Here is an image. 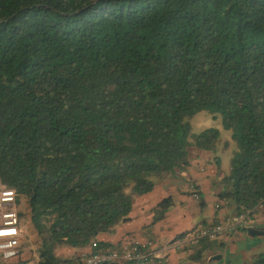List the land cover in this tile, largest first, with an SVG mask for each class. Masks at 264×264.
<instances>
[{
	"label": "trees",
	"instance_id": "16d2710c",
	"mask_svg": "<svg viewBox=\"0 0 264 264\" xmlns=\"http://www.w3.org/2000/svg\"><path fill=\"white\" fill-rule=\"evenodd\" d=\"M200 109L232 133L218 196L249 219L264 204V0H0V183L26 200L36 264L116 247L95 238L135 197L184 173L193 148L216 151L218 130L191 140Z\"/></svg>",
	"mask_w": 264,
	"mask_h": 264
},
{
	"label": "crops",
	"instance_id": "0c3cea01",
	"mask_svg": "<svg viewBox=\"0 0 264 264\" xmlns=\"http://www.w3.org/2000/svg\"><path fill=\"white\" fill-rule=\"evenodd\" d=\"M224 144L215 152L193 148L190 165L184 173L160 182L147 194L135 197L130 220L119 224L111 234L98 235L95 241L119 246L124 240L133 239L159 264H252L264 252V204L235 231L225 230L214 238H207L211 246L200 259L190 257L191 246L201 240L191 245L189 240L195 234L236 215L218 196L220 176L229 170V167L222 168L221 152L229 147L228 142ZM168 197L173 205L162 218L153 222L154 210ZM248 228L262 233L248 234ZM176 242L180 244L174 245ZM90 253L91 247L79 250L59 247L56 251V255L62 258ZM28 259L29 255L22 250L19 264Z\"/></svg>",
	"mask_w": 264,
	"mask_h": 264
},
{
	"label": "built area",
	"instance_id": "2783aa9c",
	"mask_svg": "<svg viewBox=\"0 0 264 264\" xmlns=\"http://www.w3.org/2000/svg\"><path fill=\"white\" fill-rule=\"evenodd\" d=\"M17 193L0 183V264H19L24 240V226L16 210ZM248 220L247 214L235 215L221 224L206 227L189 240L197 244L201 238H214L223 231L233 232ZM176 242L174 245H179ZM150 252L133 239L124 240L119 246L105 247L83 257L82 264H133L144 261Z\"/></svg>",
	"mask_w": 264,
	"mask_h": 264
},
{
	"label": "rangeland",
	"instance_id": "374dc122",
	"mask_svg": "<svg viewBox=\"0 0 264 264\" xmlns=\"http://www.w3.org/2000/svg\"><path fill=\"white\" fill-rule=\"evenodd\" d=\"M186 122L190 128L191 140L193 141L195 137L200 135L201 133L214 129L218 130L219 142L217 143V149L220 148L224 144V142L229 143V147L221 152L222 154V168L228 169L230 158L232 156V151L235 149V143L232 140V133L230 130H226L223 127V117L220 113H211L207 109H200L191 115H189L186 119ZM16 210L20 212H24L22 218V224L24 226V240L22 242V250L24 253L29 255V259L27 261H22L20 264H36L38 261V250L40 248L41 240L38 237L37 232L34 230L31 222H30V214L28 212V205L24 197L18 198L16 204ZM86 255H82L83 257ZM79 257V256H74Z\"/></svg>",
	"mask_w": 264,
	"mask_h": 264
},
{
	"label": "water",
	"instance_id": "95a60500",
	"mask_svg": "<svg viewBox=\"0 0 264 264\" xmlns=\"http://www.w3.org/2000/svg\"><path fill=\"white\" fill-rule=\"evenodd\" d=\"M247 232H248V234H252V235L258 234V233H262V232H259V231L255 230V229H253V228H248Z\"/></svg>",
	"mask_w": 264,
	"mask_h": 264
}]
</instances>
